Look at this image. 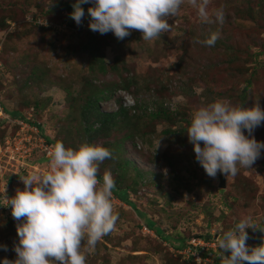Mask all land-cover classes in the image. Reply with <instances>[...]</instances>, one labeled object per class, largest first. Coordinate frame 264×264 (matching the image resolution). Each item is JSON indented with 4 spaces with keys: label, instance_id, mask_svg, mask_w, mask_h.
<instances>
[{
    "label": "rangeland",
    "instance_id": "obj_1",
    "mask_svg": "<svg viewBox=\"0 0 264 264\" xmlns=\"http://www.w3.org/2000/svg\"><path fill=\"white\" fill-rule=\"evenodd\" d=\"M65 2L76 0H0V101L4 111H31L50 139L73 149L89 141L83 127L97 118L89 109L82 117L87 95L107 89L101 113L125 108L114 128L89 142L112 152L99 172L122 178L131 204L113 193L115 230L97 243L86 264H222L217 237L245 218L254 225L246 229V245H264V150L252 168L211 178L187 134L194 111L217 99L245 108L258 101L264 109V0H211L210 13L224 8L223 25L202 23L185 0L168 20L171 30L150 41L136 30L123 40L93 32L88 13L78 26L70 11L56 8ZM217 30L214 46L196 42ZM1 119L0 138L12 130ZM254 136L264 142V124ZM124 161L129 166L122 168ZM15 169L0 165V245L8 249L0 248V264L17 258L19 243L21 222L13 219L7 199L24 189L20 178L43 175L42 165ZM198 241L208 249L202 250L207 260L194 246ZM192 254H200L201 262Z\"/></svg>",
    "mask_w": 264,
    "mask_h": 264
},
{
    "label": "clouds",
    "instance_id": "obj_2",
    "mask_svg": "<svg viewBox=\"0 0 264 264\" xmlns=\"http://www.w3.org/2000/svg\"><path fill=\"white\" fill-rule=\"evenodd\" d=\"M185 0H76L70 14L79 26L85 16L84 4L91 17L89 28L101 35L114 33L118 40L140 31L144 41L161 37L171 30L169 18L176 17ZM197 9L204 24L225 21L223 6L209 12L211 0H188ZM220 32L197 43L212 47ZM264 124V109L259 102L252 108L217 99L194 111L187 134L194 145L196 160L206 174L216 178L238 174L240 167L252 168L261 157L264 142L254 131ZM245 130L247 135H245ZM201 143L203 147H201ZM48 171L20 178L24 189L8 200L17 224V258L3 264H86L87 255L97 243L115 230L119 219L113 203L114 178L105 171L98 178L100 165L112 158V152L87 142L78 149L66 148L57 141L49 152ZM239 166V167H238ZM253 228L250 218L240 220L233 229L217 237L224 253L222 264H264V245L250 248L246 229ZM4 251L7 246L0 245ZM230 253V256L225 255Z\"/></svg>",
    "mask_w": 264,
    "mask_h": 264
},
{
    "label": "built area",
    "instance_id": "obj_3",
    "mask_svg": "<svg viewBox=\"0 0 264 264\" xmlns=\"http://www.w3.org/2000/svg\"><path fill=\"white\" fill-rule=\"evenodd\" d=\"M2 63L0 61V73ZM1 96V95H0ZM30 111L27 114H21L20 117H12L6 111L0 101V118L11 124L12 130L4 136L0 143V165L6 163L7 166L15 167L16 172L32 165L37 168L43 166V174L49 169V152L55 144L47 143L46 133L43 131V125L33 119ZM41 167V166H40ZM15 172V173H16ZM147 231L145 227H142ZM202 250L207 251L206 245L198 241L197 245ZM197 262H201L200 254H192ZM207 260V259H206Z\"/></svg>",
    "mask_w": 264,
    "mask_h": 264
},
{
    "label": "trees",
    "instance_id": "obj_4",
    "mask_svg": "<svg viewBox=\"0 0 264 264\" xmlns=\"http://www.w3.org/2000/svg\"><path fill=\"white\" fill-rule=\"evenodd\" d=\"M75 4L73 2H65V3H58L56 5V8H60V9H63V10H67V11H70V14L72 13V10H73V7L72 5ZM87 49L89 51H92V47L91 46H88ZM98 65H99V70L100 72L104 73L105 72V68H103V64H102V61L101 59H98ZM250 86V83H248L246 85V89ZM105 98H107V89H99L97 90L96 92L94 93H91L89 95L86 96V99H85V103H84V106H83V110H82V117L83 119L86 118V112L87 110H91L90 113L95 115L97 118L92 121V123H87L86 126L83 127V132L84 134H86L87 138H90L89 141L95 139V137H98L97 135L99 134V132L101 131L102 133L105 132L107 129L109 128H114L116 126V124L118 123L117 119L120 117V116H126V112H125V108L123 109V107L120 106L119 110L115 113H101L99 112L98 110V107H99V102L101 100H104ZM5 111L11 115L12 117H20L22 116L20 112L18 111H7V109H5ZM162 114V111L161 112H158V114L156 115H153V116H158ZM94 125H97V127H94ZM5 134L0 138L1 140V143L3 142V138H4ZM103 138V136H102ZM46 141L47 143H52V144H55L57 142L56 139H50L48 136L46 137ZM87 142L91 145H95L93 142ZM93 143V144H92ZM104 145V144H103ZM105 146V145H104ZM124 166H129V163L128 161H124L123 163V166H121L122 168ZM125 168V167H124ZM110 172H113L112 170ZM112 177L114 178V181H115V187L113 189V193L114 195L119 199V200H122L124 202H126L127 204H131L129 199H128V194H129V187L125 186V187H122L121 186V179L122 178H119L118 177V180L114 177V174H112ZM123 176V175H122ZM102 173H98V178L101 179L102 181ZM142 177V173L137 171L136 172V178H140ZM123 193V194H122ZM147 226L151 229H154L150 224H148L146 222ZM156 232V231H155ZM157 234H159V232H157ZM160 236V234H159ZM180 249L182 247H179ZM202 252V251H201ZM202 254V258L204 260H206L205 258V254L206 253H201Z\"/></svg>",
    "mask_w": 264,
    "mask_h": 264
},
{
    "label": "water",
    "instance_id": "obj_5",
    "mask_svg": "<svg viewBox=\"0 0 264 264\" xmlns=\"http://www.w3.org/2000/svg\"><path fill=\"white\" fill-rule=\"evenodd\" d=\"M84 10H85V14H87L88 11H87L86 9H84ZM219 183H220V184H219V187L223 188V187L225 186L223 176H220V178H219Z\"/></svg>",
    "mask_w": 264,
    "mask_h": 264
}]
</instances>
